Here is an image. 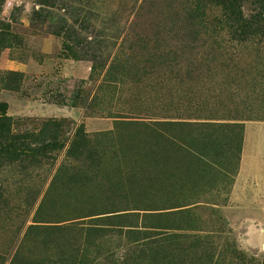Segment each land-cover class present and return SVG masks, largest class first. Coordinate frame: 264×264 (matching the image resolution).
<instances>
[{
    "label": "rangeland",
    "instance_id": "obj_1",
    "mask_svg": "<svg viewBox=\"0 0 264 264\" xmlns=\"http://www.w3.org/2000/svg\"><path fill=\"white\" fill-rule=\"evenodd\" d=\"M196 1L0 0V112L15 134L54 122L65 141L44 170L0 169V264H264V179H238L241 130L149 126L175 113L160 108L163 85L177 89L163 70H217L175 100L202 111L179 114L241 118L261 145L264 40L214 31L220 0L192 20ZM236 5L255 14L252 0ZM115 128V144L91 145L103 157L89 184L48 192L78 133Z\"/></svg>",
    "mask_w": 264,
    "mask_h": 264
},
{
    "label": "trees",
    "instance_id": "obj_2",
    "mask_svg": "<svg viewBox=\"0 0 264 264\" xmlns=\"http://www.w3.org/2000/svg\"><path fill=\"white\" fill-rule=\"evenodd\" d=\"M36 5L42 9L43 7H52L51 0H35ZM217 1V0H212ZM219 1V0H218ZM255 3V10L253 15L248 19L242 17L239 7L237 8V0H220V4H215L216 8H221L222 18L219 19L212 27L214 31L239 33V43H246L249 39H263L264 40V0H252ZM239 2V0H238ZM4 2H1V5ZM212 4V2H211ZM210 4V5H211ZM209 5L207 0H197L195 7L190 8L188 16L192 20L195 19L194 14L201 11L202 6ZM238 12V13H237ZM225 20V23H224ZM198 27H207V24L201 22ZM235 27V29H234ZM2 29L0 28V31ZM1 36V35H0ZM2 39L0 37V45ZM217 70H163L166 81L175 83L176 90L172 89L170 84L163 85L162 95L165 98V104L161 105V109L167 111H174L173 116H165L161 118L162 121H154L149 126H154L156 129H152L154 132L160 130L158 128L172 127V128H236L241 130L242 134L238 135V143L236 147L238 151H241L244 127L240 122L241 118H230L228 116H222L221 118H183L179 111H189L192 109L195 113L202 111L203 107L197 102H193L191 105L175 106V100L178 98L188 97L194 92L191 90L194 82L202 84V79L207 74H214ZM9 76L19 77L17 74L9 73ZM198 86V85H197ZM185 90H190L188 94ZM204 90L201 92V94ZM183 98V99H184ZM179 99V100H180ZM198 105V106H197ZM178 112V113H177ZM123 118V117H122ZM125 118V117H124ZM213 121H233L235 123L228 124H214ZM138 121L133 122H121V125H138ZM141 123V122H140ZM155 123V124H153ZM13 122L0 112V169H14L16 174L25 173L28 170H44L49 165L53 166V163L57 161V156H53V151H59L57 147L60 146V150H63L61 143H65L61 136L62 125L54 122H45L40 129L35 133L15 134L12 129ZM160 126V127H159ZM116 128L115 131L101 133L95 136H87L84 133H78L73 141L70 149L66 153L67 166H61L56 176L52 180L48 192L54 190L56 182L61 183L62 186H71L74 184L87 182L92 176V173L98 171L102 161V155L96 153L95 146H91L94 143L113 145L116 143ZM159 137V135H157ZM177 141L174 137L171 141L167 140L170 147L179 151H186L191 155H199V150L191 143H182L180 145L175 144L173 141ZM174 142V143H173ZM66 161V160H65ZM22 175V174H21ZM46 198V197H45ZM46 200V199H45ZM44 202V201H43ZM44 204V203H42ZM42 207V205H41ZM50 223V222H46ZM90 225V224H89ZM94 225V224H93Z\"/></svg>",
    "mask_w": 264,
    "mask_h": 264
},
{
    "label": "crops",
    "instance_id": "obj_3",
    "mask_svg": "<svg viewBox=\"0 0 264 264\" xmlns=\"http://www.w3.org/2000/svg\"><path fill=\"white\" fill-rule=\"evenodd\" d=\"M12 2L6 0L7 8ZM6 11V10H5ZM9 50L0 51V69L8 65ZM17 71V70H14ZM251 126L246 125L243 132V140L241 146V155H240V166L238 172V179L243 181L245 177L250 176L253 178H263L264 179V134L262 135L261 145H255L254 133L250 129ZM252 162V163H251ZM252 166H251V164ZM239 183V182H238ZM239 187L240 184H237Z\"/></svg>",
    "mask_w": 264,
    "mask_h": 264
}]
</instances>
